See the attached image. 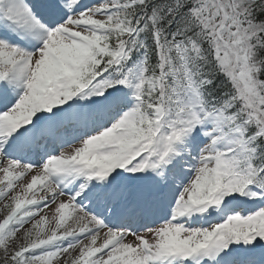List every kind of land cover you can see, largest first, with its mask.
I'll return each instance as SVG.
<instances>
[{"label":"snow or ice","instance_id":"6c2138e0","mask_svg":"<svg viewBox=\"0 0 264 264\" xmlns=\"http://www.w3.org/2000/svg\"><path fill=\"white\" fill-rule=\"evenodd\" d=\"M0 264H264V0H0Z\"/></svg>","mask_w":264,"mask_h":264}]
</instances>
